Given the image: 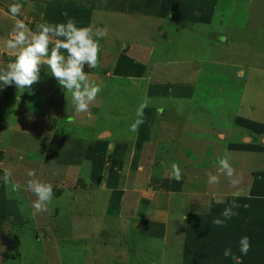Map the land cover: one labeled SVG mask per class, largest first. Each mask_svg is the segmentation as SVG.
<instances>
[{
	"label": "rangeland",
	"instance_id": "374dc122",
	"mask_svg": "<svg viewBox=\"0 0 264 264\" xmlns=\"http://www.w3.org/2000/svg\"><path fill=\"white\" fill-rule=\"evenodd\" d=\"M127 5L125 13L112 11L105 20L99 11L98 20L89 22L109 30L99 41L100 66L84 67L89 81L102 89L90 105L91 118L76 114L71 94L46 65L30 89L0 90V264H140L139 256L147 264H195L179 222L189 211L182 200H191V210L208 213L216 211L210 207L214 192L248 190L254 176L264 180V0H129ZM0 47V68H6L15 57ZM142 103L146 122L133 133L130 125ZM245 137H250L246 143ZM225 152L240 180L235 187L218 172ZM115 160L129 167L124 173L130 175L120 178L123 186L111 193L91 185L108 169L120 170ZM140 163L138 186L146 190L154 188L149 183L178 185L170 175L172 163L188 182L184 189L179 183L175 229L164 236L163 228L153 227L136 245L125 240L130 219L118 208L122 203L131 210L145 198L124 191ZM29 169L53 186L47 211L34 214L36 197L26 188ZM5 170L19 190L4 184ZM209 172L219 175L218 184L207 182ZM208 244L204 235L196 249L211 253L204 249Z\"/></svg>",
	"mask_w": 264,
	"mask_h": 264
},
{
	"label": "crops",
	"instance_id": "0c3cea01",
	"mask_svg": "<svg viewBox=\"0 0 264 264\" xmlns=\"http://www.w3.org/2000/svg\"><path fill=\"white\" fill-rule=\"evenodd\" d=\"M110 1L111 0H0V46L5 49L4 51L12 53V51L8 50L4 44L6 39L11 38L10 33L15 23V18L8 13V6L12 3H20L23 5L21 15L17 18L24 20V22L34 30L37 24L44 21L60 23L66 22L69 18H74L77 21L78 26H83L82 24L89 25V22H92L94 19L98 20L96 15H100V12L103 19L108 20V17L113 13L112 11H119L121 13L128 11L127 7H129V5L127 4H129V0H115L113 8L109 6L107 7L106 5V3ZM124 2H127V4ZM100 4L102 5L101 11L98 10L97 7ZM52 43L54 44V40ZM187 88H190V86ZM183 101L185 102V100ZM101 135H99V137H101ZM149 136L147 130L146 138H149ZM243 139L244 143H246L250 137H245ZM115 161L117 162L116 164H118L115 169L120 170L112 172V169H108L105 171L104 176H102L101 179L95 177L92 178L90 180L91 185L94 187H98L99 185L100 187L103 186L111 193L117 192L118 189L123 186L121 180L123 178L122 175H126L127 177L130 173H124V171L129 168L125 163L118 160ZM108 165L109 163L106 165L105 162L104 166H107L108 168ZM143 170L144 167L140 163L136 170L137 173L134 181L130 185L125 183L124 191L128 192L129 190H133L136 193L144 195L145 198H142V202L141 198L137 199L135 201V206L131 210H129L130 208H127L126 211V207H124L122 203L118 208L121 213H127L130 219L129 232L125 237V240L127 243H136V245L143 242V233L150 232V234H153V227L163 228L164 236H167L170 230L175 229L173 225L175 222L174 219L175 216L179 214H176V209L174 208L175 199L176 197L181 196L184 189V183L188 182V179L182 178V181H179V183L183 189L182 191H179V187H181L179 183L177 186L175 185V187L169 186L166 188L163 185L156 186L155 184L157 183H149L148 181L147 183L150 184V187L153 185L154 188L146 190L144 186H138L140 182L139 179L143 176ZM111 172L112 174L114 173L113 179L110 176ZM262 177L263 176L261 175L258 176L259 181H256V176L252 179L253 183L255 182L254 187L257 185L255 191L254 187H250L248 190L245 188L244 190H238L236 192H225L222 189V191L219 190L218 193L214 192L211 194L210 207L216 208V211L209 209L208 213H202L198 210H191V200H182L183 205H188L189 211L187 213H182L181 218L183 220L179 222H181L184 229L183 237L188 239L190 245L186 254L189 255V257H192L190 250L193 252L196 257L195 264H235V261L230 257H224L223 252L226 248L232 249V252L240 258L241 264H264V180ZM150 179L154 180V182L157 181V179H153V177H150ZM128 185L129 188H127ZM87 186L88 183L86 181L79 189H85ZM174 188L179 192L177 193L176 190H173ZM220 192H225L226 194H220ZM185 193L188 195L187 197H190L189 192H184L183 195H185ZM220 198L224 199L223 203H217L218 200H222ZM233 200L240 205L239 208L234 209L237 215L226 220L222 227L214 225L212 223L213 219L217 217L223 219V217L220 216L221 212L224 208L228 207ZM74 202H76V198ZM143 202L145 203L142 205L144 209L140 212L139 207ZM207 206L209 207L208 204ZM201 210L204 212L202 208ZM242 219L245 221V224ZM238 222H241L242 225H238ZM150 226L151 228L149 229ZM204 235H208L210 239V244L204 249L211 250V253L204 254L203 251L196 249V246L202 244ZM243 236H248L251 243V248L246 255V258H242L238 255V243ZM164 249L167 248L165 247ZM139 260L142 263L141 256H139ZM142 264L147 263L144 262ZM153 264L158 263L153 262Z\"/></svg>",
	"mask_w": 264,
	"mask_h": 264
},
{
	"label": "clouds",
	"instance_id": "9594fccd",
	"mask_svg": "<svg viewBox=\"0 0 264 264\" xmlns=\"http://www.w3.org/2000/svg\"><path fill=\"white\" fill-rule=\"evenodd\" d=\"M23 5L12 3L8 6V13L15 18V23L10 33L9 39L4 41L5 47L12 51L14 60L9 62L6 68H0V90L8 86H15L17 90L30 89L40 80L41 67L46 65L51 76L55 78L62 90L71 94V103L76 114H87L91 118L90 105H92L98 94L101 92V86L89 81V75L85 73L84 67L97 68L100 66V43L101 39L108 36L107 27H96L94 25L78 26L74 18H69L66 22L44 21L36 25L33 30L22 19L21 15ZM54 40V45L52 42ZM221 42H226L227 37H220ZM63 50V52H62ZM66 53V55H65ZM146 103H142L136 110V119L130 125V131L138 132L140 125L146 122L144 108ZM163 109L159 112L162 114ZM69 122H74V117H68ZM231 154L225 152L218 159V172L225 175L229 183L235 187L240 183L236 178V169L232 167ZM170 175L177 182L182 178L180 166L172 163L170 166ZM207 182L210 185L219 183V175L206 173ZM27 191L35 197L33 203L34 214L47 211V204L53 199V186L51 183L44 182L37 178L34 170L26 171ZM4 184H11L14 191L19 190V182L13 183L11 173L5 170L2 177ZM218 200L217 203H223ZM240 205L235 200L223 209L220 216L213 219L212 223L222 227L226 220L237 215L234 209ZM251 243L248 236L240 238L238 250L241 255H247L250 251ZM224 257H230L235 264H241L240 258L232 252L231 248H226L223 252Z\"/></svg>",
	"mask_w": 264,
	"mask_h": 264
},
{
	"label": "trees",
	"instance_id": "16d2710c",
	"mask_svg": "<svg viewBox=\"0 0 264 264\" xmlns=\"http://www.w3.org/2000/svg\"><path fill=\"white\" fill-rule=\"evenodd\" d=\"M183 86V85H182ZM252 133H253V131H252ZM254 134V133H253ZM242 221H243V223L245 224V221L242 219ZM241 221V222H242ZM241 222H238V225H242V223Z\"/></svg>",
	"mask_w": 264,
	"mask_h": 264
},
{
	"label": "water",
	"instance_id": "95a60500",
	"mask_svg": "<svg viewBox=\"0 0 264 264\" xmlns=\"http://www.w3.org/2000/svg\"><path fill=\"white\" fill-rule=\"evenodd\" d=\"M106 133H108V132H106ZM106 133H105V134H106Z\"/></svg>",
	"mask_w": 264,
	"mask_h": 264
}]
</instances>
